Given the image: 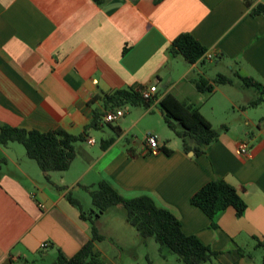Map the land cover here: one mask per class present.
<instances>
[{
  "label": "crops",
  "instance_id": "0c3cea01",
  "mask_svg": "<svg viewBox=\"0 0 264 264\" xmlns=\"http://www.w3.org/2000/svg\"><path fill=\"white\" fill-rule=\"evenodd\" d=\"M246 1L0 0V124L63 130L83 134L86 141V147L74 144L69 168L50 172L49 181L21 144L0 146L5 160L0 163V264H50L59 250L67 257L76 254L90 239L91 223L68 196L80 204L71 193L90 179V185L105 181L124 198L145 195L169 210L185 235L219 253L204 264H234L226 253L237 249L251 255L237 264H261L264 95L252 106L259 91L239 77L264 85V16L250 14L264 0H249L251 6ZM182 33L191 34L213 60L189 64L169 54ZM202 63L208 67L200 69ZM219 75L231 83L214 85L212 92L196 89L194 81L212 84ZM149 87L157 89L153 104L125 106L115 126L118 140L105 149L88 143L93 136L102 141L109 136L100 121L89 127L94 110L115 109L103 106L106 94ZM166 94L197 107L217 131L204 154L186 153L180 140L171 139L177 138L173 132L164 134L159 100ZM140 124L165 142L156 153L129 157L119 141ZM241 142L249 145L246 156L238 151ZM216 179L238 188L247 208L237 217L228 207L212 228L190 197ZM101 227L98 223L105 239ZM95 247L106 264H117Z\"/></svg>",
  "mask_w": 264,
  "mask_h": 264
},
{
  "label": "trees",
  "instance_id": "16d2710c",
  "mask_svg": "<svg viewBox=\"0 0 264 264\" xmlns=\"http://www.w3.org/2000/svg\"><path fill=\"white\" fill-rule=\"evenodd\" d=\"M94 1L97 4L103 2V0ZM246 3L251 6L249 0ZM250 14L264 16V5L260 3L255 5L251 8ZM168 52L173 56L181 55L189 64H196L201 62L206 49L191 34L182 33L172 41ZM239 78L245 86L254 87L259 91L258 98L251 105L259 104L264 95V85L252 78ZM194 82L198 91L212 92L214 85L228 84L231 83V80L219 75L212 84L203 78ZM141 89L114 90L103 97V106L106 110L127 104L149 108L155 97L144 98L140 92ZM159 105L166 126L181 139L184 152H192L195 156L202 155L217 140V131L197 107L178 100L172 94L162 97L159 100ZM104 115L105 113L94 110L89 127L96 128ZM109 125L111 124L109 123ZM113 128L117 132L120 131L116 127ZM81 141H85L83 134L75 136L63 130L40 132L0 124V146H6L10 142L21 144L27 157L36 162L47 181H49L50 172H63L69 168L75 157L74 144ZM113 142V138L103 140L101 148L105 149ZM164 151L169 153L167 149ZM129 154L133 155L132 150H129ZM4 161L1 159L0 163ZM84 188L88 190V188ZM88 192L92 205L97 211L96 217L106 213L111 207L121 205L125 210L126 222L135 228L141 238L153 237L160 245V250L162 247H167L171 253L178 256L183 264H204L219 255L195 236L185 235L176 216L169 210L158 207L148 196L124 198L105 181L98 182L96 188ZM68 199L77 207L81 218L90 221V239L71 257H67L59 250L56 259L50 264H106L101 253L95 247L96 243L104 240V237L98 232L94 219L85 215L80 204L72 200L70 195ZM190 203L199 208L211 220L212 228H216V216L228 207L235 209L237 217H241L247 208L239 189L223 179L205 183L191 195ZM226 255L233 260L234 264H237L240 257L251 256L242 249L227 252ZM261 264H264V256Z\"/></svg>",
  "mask_w": 264,
  "mask_h": 264
},
{
  "label": "rangeland",
  "instance_id": "374dc122",
  "mask_svg": "<svg viewBox=\"0 0 264 264\" xmlns=\"http://www.w3.org/2000/svg\"><path fill=\"white\" fill-rule=\"evenodd\" d=\"M207 67V63L199 65V68L202 70ZM216 86H221V84ZM125 106L126 105L119 107L123 113L125 112ZM117 121L118 120L109 125L106 120H100L103 128L102 131L109 134V136L103 137L104 140L110 138H113L114 141L118 140L120 133L113 128L116 126ZM93 131L97 133L95 134L97 136L101 129ZM148 132L147 126L145 124H140L123 135L119 141V146L124 148L125 153H127L129 157H137L146 154L145 137ZM164 134L172 135V131L169 130L166 124L164 126ZM92 138L95 140V146L100 148L102 140L95 136ZM171 139H177V141L180 140V142H182L178 137ZM158 140L159 143L165 142V138L160 135ZM84 142L86 141L77 142L76 144L86 147V143ZM129 150H132L133 155L129 154ZM84 182H87L85 187L88 188V190L81 187L78 193L73 191L71 195L79 200L81 209L85 215L90 217V219H94L96 227L98 223H100L102 226L101 230L108 234L103 241L97 243L99 249L109 258L107 259L108 261H115L117 264H129L131 261H133L134 264H183L178 256L171 253L167 247H162L160 250V245L153 237L141 238L135 228L125 221L124 208L120 210L117 208H110L106 213L96 217L95 214L97 211H95L92 205L91 197L88 192L89 190H94L96 184L90 185L92 184L91 179L89 181L85 180ZM125 227L128 229L127 231H125Z\"/></svg>",
  "mask_w": 264,
  "mask_h": 264
},
{
  "label": "built area",
  "instance_id": "2783aa9c",
  "mask_svg": "<svg viewBox=\"0 0 264 264\" xmlns=\"http://www.w3.org/2000/svg\"><path fill=\"white\" fill-rule=\"evenodd\" d=\"M213 57L210 53L206 52L202 58L201 62L205 61H212ZM157 91L156 87H149V88H142L141 94L144 98L150 99L154 96L155 92ZM124 113L120 110V108H115L111 110H107L103 119L106 120L108 123H112L121 117H123ZM89 144H93L94 140L89 139ZM145 145H146V152L147 153H156L160 150V145L158 142L157 137L154 134L148 133L145 137ZM238 151L242 156H246L249 153V145L247 143L241 142L238 145ZM42 207V206H41Z\"/></svg>",
  "mask_w": 264,
  "mask_h": 264
}]
</instances>
